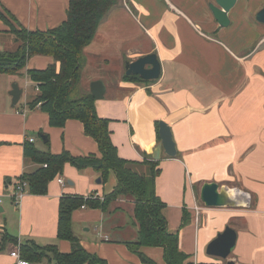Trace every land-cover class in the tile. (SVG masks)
<instances>
[{
	"label": "crops",
	"instance_id": "1",
	"mask_svg": "<svg viewBox=\"0 0 264 264\" xmlns=\"http://www.w3.org/2000/svg\"><path fill=\"white\" fill-rule=\"evenodd\" d=\"M210 1L119 0L84 47L82 87L90 91L91 82L100 79L105 83V96L96 102L98 115L110 119L112 141L125 159L143 161L145 154L152 156L160 143L157 122L169 121L178 154H162L156 190L167 205H176L164 209L170 231L179 234L184 212L189 216L190 224L179 236L188 262L218 261L207 254V245L232 225L234 216H241L245 225H232L238 238L230 257L240 264H264V22L256 18L264 0H238L225 28L218 26ZM68 7L69 0H0V12L5 15V19L0 15V52L20 46L11 24L51 30L66 20ZM149 53L158 55L160 78L124 80L125 62ZM53 62V56L33 55L20 72L0 74V213L18 211L16 232L0 226V252L10 249L0 255V264H13L11 251L16 246L20 251L24 243L54 245L70 252L71 242L58 236L62 196L98 192L103 197L116 184L113 173L99 184L96 171L66 164L64 173L50 181L46 194L28 191L22 201L15 202V184L39 167L25 152L31 138L41 151L59 154L68 150L75 156L101 157L98 143L86 135L81 121L68 119L64 127H54L39 106L31 107L38 89L28 71ZM84 70L91 74L84 76ZM14 82L23 89L16 105L10 95ZM28 84L35 88L32 97L26 93ZM65 174L71 177L68 183ZM59 177L64 183L58 182ZM198 181L226 185L237 181L236 189L250 195L251 205L204 206L197 211ZM187 184L192 192L190 206H184L190 200L185 195ZM72 230L88 252L108 264H167L161 247L141 246V255L130 246L138 239V224L128 198L112 201L105 210L76 209Z\"/></svg>",
	"mask_w": 264,
	"mask_h": 264
},
{
	"label": "trees",
	"instance_id": "2",
	"mask_svg": "<svg viewBox=\"0 0 264 264\" xmlns=\"http://www.w3.org/2000/svg\"><path fill=\"white\" fill-rule=\"evenodd\" d=\"M116 3L117 0H69L66 20L47 31L27 30L20 24H11L15 40L20 41V46L15 51L0 52V74L20 72L33 55L53 56L54 62L46 68L28 71L38 89L31 107L39 106L48 114L49 124L54 127H64L68 119L81 121L86 135L98 143L101 153V157L94 154L75 156L68 150L54 154L41 151L27 141L26 154L39 164L34 172L23 177L28 183V191L46 194L50 181L64 171L66 164L78 170L96 171L103 184L111 173L116 178L115 186L104 194L103 199L86 198L83 195L62 196L58 236L71 242L70 252H61L54 245L40 246L30 242L21 245V256L35 264H108L105 259L88 252L81 245L72 230V214L83 205L105 210L112 201L125 197L134 204V218L138 224V239L130 242L133 250L139 252L141 246L161 247L167 264H225L220 259L214 262H188L189 255L181 249L178 232L169 230L164 214L167 204L157 194L160 161L154 160L149 154L144 155L143 161L120 156L112 141L110 119L98 115L96 97L89 90L82 89L84 47L92 41L102 19ZM0 15L5 19L2 12ZM124 80L143 81L136 75H125ZM183 217L186 223L188 214L184 212Z\"/></svg>",
	"mask_w": 264,
	"mask_h": 264
},
{
	"label": "water",
	"instance_id": "3",
	"mask_svg": "<svg viewBox=\"0 0 264 264\" xmlns=\"http://www.w3.org/2000/svg\"><path fill=\"white\" fill-rule=\"evenodd\" d=\"M237 2L238 0H214L209 2V8L219 27L225 28L230 25V13ZM256 18L258 21L264 22V7L258 11ZM125 69L127 75H139L144 80H156L162 74V65L157 53H149L132 61L127 60ZM22 92L23 89L17 82H14L10 91L13 105L17 104ZM90 92L97 100L103 99L106 93L105 83L100 79L91 82ZM158 126L160 143L156 145L152 152L153 159L160 160L163 153L169 157H176L178 150L171 125L164 119H160ZM42 136L45 138L43 134ZM101 181V177L97 179V183L100 184ZM233 189L238 192L232 193ZM238 193L242 195H238ZM200 199L209 208H244L251 205V197L247 192L231 188L226 184H219L216 181H206L202 184ZM237 238V230L227 225L223 231H220L209 242L206 252L212 257L225 260V264H240L230 257L236 247Z\"/></svg>",
	"mask_w": 264,
	"mask_h": 264
},
{
	"label": "rangeland",
	"instance_id": "4",
	"mask_svg": "<svg viewBox=\"0 0 264 264\" xmlns=\"http://www.w3.org/2000/svg\"><path fill=\"white\" fill-rule=\"evenodd\" d=\"M119 0H117L118 2ZM211 1H214V0H211ZM251 20L254 21L253 19V16L251 17ZM84 66V65H83ZM83 69V68H82ZM91 70H88V71H85L83 72V75L84 76H87V74H91V72H89ZM106 80V79H105ZM83 89V87H82ZM27 95H29L30 97L33 96V94H35V88L33 85L31 84H28L27 86V91H26ZM38 142L37 144H40L41 143V138L38 136ZM64 173V171H63ZM80 173L84 174L85 172L84 171H81ZM88 174H85L84 176H87ZM69 177L68 175H64V179L65 181L68 183V180H69ZM57 178H55L56 180ZM86 179V178H85ZM222 184V183H220ZM229 185L228 186H232L231 188H238L240 185L239 183L236 181V182H229L228 183ZM68 185V184H67ZM201 186H202V181H198V183L195 185V194H196V199L198 201V204L201 206V207H204L205 205L202 203L201 199H200V190H201ZM238 186V187H237ZM241 190V189H239ZM241 191H244V190H241ZM89 191H87L88 193ZM246 192V191H244ZM191 188H190V185L187 184L186 185V192H185V195L186 197H190V200L188 202H186L187 205H184V206H190L191 203H193V201L191 200L192 199V196H191ZM6 203L8 204L9 203V200L7 199L6 200ZM173 205H170L168 204L167 205V208H175L176 205H174V203H172ZM253 205H255V201L253 200ZM173 206V207H172ZM18 209V208H17ZM18 212V211H17ZM15 212L13 209L11 210H8L6 213H0V226H5L6 229L13 233V232H16L14 229V227L18 226V213ZM172 218L171 220L174 221V218H175V213H172ZM184 216V215H183ZM171 221V222H172ZM190 224V219L186 221V223H184V217L182 219V222H181V225L178 224V230H179V236H181V233L183 231V229H185L186 226H188ZM230 224H232L233 226H237L239 228H242L244 225H245V220L241 217V216H234L230 222ZM231 225V226H232ZM94 229V228H93ZM202 229H203V226L201 225V232H202ZM76 230H79V225L76 227ZM97 231V230H96ZM95 230H93V232H96ZM0 241H1V236H0ZM1 250V248H0ZM10 251L9 248H7L6 250L0 252V255H6L8 252ZM3 260V259H2ZM50 264H54V262H51Z\"/></svg>",
	"mask_w": 264,
	"mask_h": 264
},
{
	"label": "built area",
	"instance_id": "5",
	"mask_svg": "<svg viewBox=\"0 0 264 264\" xmlns=\"http://www.w3.org/2000/svg\"><path fill=\"white\" fill-rule=\"evenodd\" d=\"M30 141H33V138H31ZM45 166H47V165H45ZM58 182L64 183V179L62 177H59L58 178ZM27 193H28V183H27V181L26 180L18 181L15 184V191H14L15 202L19 203L20 201H22V199L26 196ZM95 197H100L101 199H103V197L98 192H94V193H91L89 195H86V198H95ZM82 207L84 208L85 205H83ZM195 209L197 211H200L202 209V207L196 206ZM10 254L14 258L13 264H32L28 259L23 258L21 256V253L19 251V247L18 246H16L11 251Z\"/></svg>",
	"mask_w": 264,
	"mask_h": 264
},
{
	"label": "bare ground",
	"instance_id": "6",
	"mask_svg": "<svg viewBox=\"0 0 264 264\" xmlns=\"http://www.w3.org/2000/svg\"><path fill=\"white\" fill-rule=\"evenodd\" d=\"M169 122V121H168ZM236 192H238V191H236V190H232V193H236ZM238 195H242V194H240V193H238Z\"/></svg>",
	"mask_w": 264,
	"mask_h": 264
}]
</instances>
